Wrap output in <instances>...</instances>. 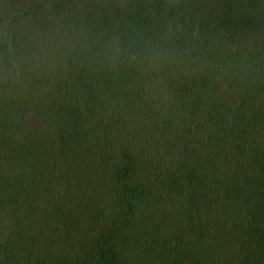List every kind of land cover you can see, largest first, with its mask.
Segmentation results:
<instances>
[{"label":"trees","instance_id":"1","mask_svg":"<svg viewBox=\"0 0 264 264\" xmlns=\"http://www.w3.org/2000/svg\"><path fill=\"white\" fill-rule=\"evenodd\" d=\"M0 264H264V0H0Z\"/></svg>","mask_w":264,"mask_h":264}]
</instances>
